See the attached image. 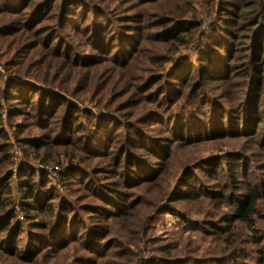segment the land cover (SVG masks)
Returning <instances> with one entry per match:
<instances>
[{
  "label": "rangeland",
  "instance_id": "1",
  "mask_svg": "<svg viewBox=\"0 0 264 264\" xmlns=\"http://www.w3.org/2000/svg\"><path fill=\"white\" fill-rule=\"evenodd\" d=\"M56 2L0 0V264H264V0Z\"/></svg>",
  "mask_w": 264,
  "mask_h": 264
},
{
  "label": "trees",
  "instance_id": "2",
  "mask_svg": "<svg viewBox=\"0 0 264 264\" xmlns=\"http://www.w3.org/2000/svg\"><path fill=\"white\" fill-rule=\"evenodd\" d=\"M58 2V0H57ZM56 2V3H57ZM224 4L227 3L226 1L223 2ZM226 5V4H225ZM256 66L258 68H260V64L259 63H255ZM264 65V64H263ZM258 74H261V70H257ZM62 104L65 106L66 104V101L63 100ZM62 107V106H61ZM188 178V176H187ZM25 186L29 187L27 188V191H28V194H27V197H33L34 200H36L37 196L35 194V189H34V186L31 185V184H25ZM194 193V191L192 189H186L184 195L182 196L185 197L188 196V195H192ZM258 193L256 190H250L248 194H246L244 196V199L242 201H240V204H236L233 206V215H234V218L237 219V218H240V219H246L247 218V215H248V212L250 211L249 209L252 208L253 206V201L255 200V198L257 197ZM45 198V197H44ZM49 200L47 201H43V200H38V203L42 204V206L47 209V210H51V206L49 205ZM5 210L4 207H2V202L0 200V214ZM13 214H9V216H12ZM8 220L7 221H4L2 223V225H0V232L3 231V230H6V228L8 227ZM16 225V224H15ZM19 228V226H16ZM15 228V226H14ZM213 229H215V226H213ZM94 238L91 240V242H94ZM0 248L1 249H5L6 247L3 246L2 244H0ZM7 250V249H5ZM165 264H185L183 261L181 260H174V261H167L165 262Z\"/></svg>",
  "mask_w": 264,
  "mask_h": 264
}]
</instances>
